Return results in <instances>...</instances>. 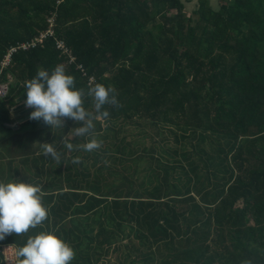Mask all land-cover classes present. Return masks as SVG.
I'll return each instance as SVG.
<instances>
[{
    "label": "trees",
    "instance_id": "1",
    "mask_svg": "<svg viewBox=\"0 0 264 264\" xmlns=\"http://www.w3.org/2000/svg\"><path fill=\"white\" fill-rule=\"evenodd\" d=\"M190 1L0 0V122L13 120L25 81L57 64L96 115L81 137L71 118L53 128L29 119L37 125L14 134L17 152L0 153V180L39 184L48 209L36 228L0 240V260L3 243L49 230L74 249L70 264L110 263L111 251L115 264H264V0L186 10ZM97 83L118 100L107 117L87 95ZM91 138L98 148L79 147ZM53 142L59 161L42 152Z\"/></svg>",
    "mask_w": 264,
    "mask_h": 264
},
{
    "label": "clouds",
    "instance_id": "2",
    "mask_svg": "<svg viewBox=\"0 0 264 264\" xmlns=\"http://www.w3.org/2000/svg\"><path fill=\"white\" fill-rule=\"evenodd\" d=\"M25 107L32 108L29 118L42 120L46 125L61 127L63 117H68L81 126L71 129L72 136H88L94 128L96 115L84 107L81 89L75 87L74 77L67 74L62 64H57L49 72L38 69L36 74L24 83ZM87 95L92 97L96 114L103 117L109 115L103 108L105 104L117 105L118 100L111 87L99 83L88 89ZM44 155L50 154L52 160L59 161L60 151L56 143H41ZM65 148L73 149L71 142H65ZM100 146V142L91 138L82 145L84 151H92ZM74 163L79 162L77 157ZM41 186L21 180H0V240L8 234L27 233L36 228L48 216V209L42 204ZM75 251L55 231L41 230L29 235L26 242L15 250L16 264H70ZM0 264L6 261L0 260Z\"/></svg>",
    "mask_w": 264,
    "mask_h": 264
},
{
    "label": "rangeland",
    "instance_id": "3",
    "mask_svg": "<svg viewBox=\"0 0 264 264\" xmlns=\"http://www.w3.org/2000/svg\"><path fill=\"white\" fill-rule=\"evenodd\" d=\"M218 1L219 0H210L212 5L213 4L217 5L219 3ZM198 2H199V0H191L190 2H187L186 3V7H187L186 10L195 9L196 7H198ZM10 104L13 105L14 102L11 101ZM13 118H14V114H13ZM9 123L10 124H7V123L3 124L2 122H0V143L2 142V144L0 145V153L3 152L2 156L6 159L10 158V157H6V155L11 154V156H12V155H14V153L17 152L16 150L12 149V147L18 146L17 143H19L17 140V136L14 134L17 132H20V130H23V131L29 130L33 126L37 125L36 122H29V119L19 122L18 119L14 118V121L12 120ZM127 129H129L128 135H131V134L137 135V138L143 139L142 133H141L143 128H133L132 129V126H127ZM148 130L151 131L152 129L148 128ZM72 137H74V136H72ZM145 143H150V141L145 139ZM135 243H138V240L135 239ZM3 244H5V243H3ZM119 254H120V252H117V251H111L110 252L109 257L112 260L110 262L111 264H115L114 262H117V263L119 262V259H118ZM125 262H127V260H125ZM110 263H105V264H110Z\"/></svg>",
    "mask_w": 264,
    "mask_h": 264
},
{
    "label": "built area",
    "instance_id": "4",
    "mask_svg": "<svg viewBox=\"0 0 264 264\" xmlns=\"http://www.w3.org/2000/svg\"><path fill=\"white\" fill-rule=\"evenodd\" d=\"M48 34H49V30H47L46 32L42 33L40 36H37L30 41L21 42L17 44L16 46H13L10 49V52L8 53V55H6V57L2 61V66L4 67L10 64L11 55L14 52L20 49L28 50L32 47L37 46L39 43L43 42V40L45 39V37L48 36ZM57 48L61 49V52L63 54H66L70 58L69 62L71 63L76 62L75 55L72 53L70 49L66 47L65 43L62 40H59L57 42ZM79 67L82 68V65H79ZM83 73H86V71H83ZM93 80H94L93 77H91L90 82ZM8 90H9V84L7 82L0 83V98L4 97L7 94ZM2 246L4 247L3 251H4V258H5L6 264H16L15 250L17 249V247L10 245V244H6V243L2 244Z\"/></svg>",
    "mask_w": 264,
    "mask_h": 264
},
{
    "label": "water",
    "instance_id": "5",
    "mask_svg": "<svg viewBox=\"0 0 264 264\" xmlns=\"http://www.w3.org/2000/svg\"><path fill=\"white\" fill-rule=\"evenodd\" d=\"M15 100H16V102L18 104H16L12 108V111L15 112V116L18 117L19 122H21V121H23L25 119H29V113L33 109L32 108L25 107V104H24L25 96L24 95H20Z\"/></svg>",
    "mask_w": 264,
    "mask_h": 264
},
{
    "label": "crops",
    "instance_id": "6",
    "mask_svg": "<svg viewBox=\"0 0 264 264\" xmlns=\"http://www.w3.org/2000/svg\"><path fill=\"white\" fill-rule=\"evenodd\" d=\"M12 106L14 107L15 105H14V104H13V105L10 104V109H11L10 111H11V113H12V119H13V121H14V118L16 119L17 117L15 116L14 112H12V108H13ZM13 114H14V118H13ZM29 119H30V118H29ZM25 120H27V119H25ZM6 157H9V156H6Z\"/></svg>",
    "mask_w": 264,
    "mask_h": 264
}]
</instances>
